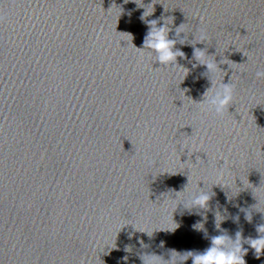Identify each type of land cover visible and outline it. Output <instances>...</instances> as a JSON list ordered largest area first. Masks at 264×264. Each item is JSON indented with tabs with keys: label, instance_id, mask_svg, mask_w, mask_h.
Returning a JSON list of instances; mask_svg holds the SVG:
<instances>
[{
	"label": "clouds",
	"instance_id": "9594fccd",
	"mask_svg": "<svg viewBox=\"0 0 264 264\" xmlns=\"http://www.w3.org/2000/svg\"><path fill=\"white\" fill-rule=\"evenodd\" d=\"M129 0H124V3H128ZM138 7H146V11L141 16V20H144L146 16L150 15L153 11L151 5L145 6L143 0H133ZM152 3H156V0H152ZM149 24V30L144 39V49H147L150 53H155V59L158 60L163 65H171L175 62L177 56H183L184 53L179 50L173 51L175 41L168 39L169 29L166 26L157 27V21L151 20L147 21ZM183 26H180L176 31L184 32ZM202 41V40H201ZM137 49V48H136ZM202 54L205 57V53L196 50L195 57L200 61V63L205 64L207 69L211 72L216 64L213 62H204L198 56ZM258 79H264V71H258L256 73ZM209 89L205 93L204 102L205 108L208 110H214L217 115H222L228 106L233 102V87L230 84L220 83L209 95ZM208 195L206 193H201L194 198V202L203 205L208 200ZM258 232L264 233V224L260 225L257 229ZM149 234L148 231H145ZM240 233H236V241L230 243L229 240L223 236L213 237L211 240V245L203 251H186L184 253V258H191L193 264H245L242 253V246L239 243ZM163 244V242H161ZM248 243L255 249L256 253L259 254L264 250V236L258 239H249ZM173 255H176L175 250H172ZM143 264H162V261L153 255H147L142 257Z\"/></svg>",
	"mask_w": 264,
	"mask_h": 264
}]
</instances>
